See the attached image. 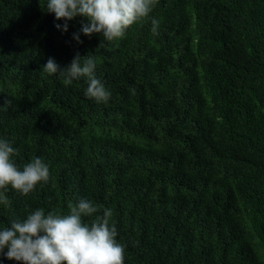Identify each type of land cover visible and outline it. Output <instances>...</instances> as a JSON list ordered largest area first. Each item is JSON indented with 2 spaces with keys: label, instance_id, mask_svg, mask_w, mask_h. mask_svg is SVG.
<instances>
[{
  "label": "trees",
  "instance_id": "trees-1",
  "mask_svg": "<svg viewBox=\"0 0 264 264\" xmlns=\"http://www.w3.org/2000/svg\"><path fill=\"white\" fill-rule=\"evenodd\" d=\"M46 3L0 0V139L49 167L27 195L8 186L0 229L84 198L112 209L124 264H264V0H156L123 37L81 43L86 18L62 32ZM76 53L107 102L43 70Z\"/></svg>",
  "mask_w": 264,
  "mask_h": 264
},
{
  "label": "clouds",
  "instance_id": "clouds-1",
  "mask_svg": "<svg viewBox=\"0 0 264 264\" xmlns=\"http://www.w3.org/2000/svg\"><path fill=\"white\" fill-rule=\"evenodd\" d=\"M156 0H47L46 12L53 13L64 23L55 27L68 31V21L76 17L86 18L80 32L73 33L72 39L80 41L85 36L101 34L105 40L123 37L126 29L149 16ZM152 33L159 35L160 22L152 19ZM97 61L94 56H80L76 53L70 63L61 68L54 58L49 57L43 70L48 74L59 73L64 83L84 76L88 79L85 95L98 102H107L111 93L96 78ZM12 104L6 99L4 107ZM19 150L8 140L0 139V204L10 205L4 194L11 189L23 195L29 194L40 182L49 179V167L41 158H34L17 166L14 157ZM70 212L63 215L42 208L36 209L23 220L15 219L9 226L0 229V252L9 260L23 264H124L125 245L117 241V228L112 221V209L99 208L90 200L81 198L75 205H69ZM90 223L84 217H93ZM7 251L4 252V249Z\"/></svg>",
  "mask_w": 264,
  "mask_h": 264
}]
</instances>
